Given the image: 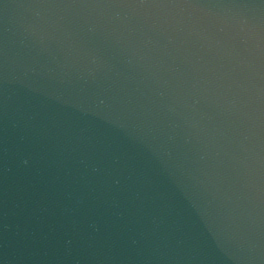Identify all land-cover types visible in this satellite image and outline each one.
Masks as SVG:
<instances>
[{
  "label": "water",
  "instance_id": "1",
  "mask_svg": "<svg viewBox=\"0 0 264 264\" xmlns=\"http://www.w3.org/2000/svg\"><path fill=\"white\" fill-rule=\"evenodd\" d=\"M0 264H264V0H0Z\"/></svg>",
  "mask_w": 264,
  "mask_h": 264
}]
</instances>
